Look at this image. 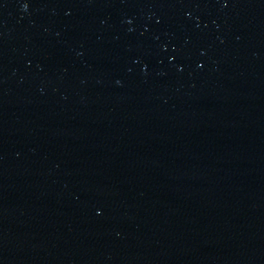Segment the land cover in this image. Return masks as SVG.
I'll list each match as a JSON object with an SVG mask.
<instances>
[{
    "label": "water",
    "instance_id": "water-1",
    "mask_svg": "<svg viewBox=\"0 0 264 264\" xmlns=\"http://www.w3.org/2000/svg\"><path fill=\"white\" fill-rule=\"evenodd\" d=\"M0 264H264V0H0Z\"/></svg>",
    "mask_w": 264,
    "mask_h": 264
}]
</instances>
